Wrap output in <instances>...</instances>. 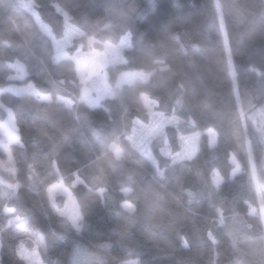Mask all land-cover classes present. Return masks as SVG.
<instances>
[{
  "label": "trees",
  "instance_id": "16d2710c",
  "mask_svg": "<svg viewBox=\"0 0 264 264\" xmlns=\"http://www.w3.org/2000/svg\"><path fill=\"white\" fill-rule=\"evenodd\" d=\"M219 2L236 78L217 0H0V123L11 109L18 136L9 145L15 174L0 167V264H35L21 245L44 264H72L76 240L105 256L80 264H264L250 155L264 180V123L250 117L264 108V0ZM69 24L77 34L58 59L55 39ZM125 35V61L106 67L113 95L91 106L73 56L90 38ZM128 71L149 76L117 86ZM145 96L180 117L151 141L154 159L130 141L134 122L149 121ZM193 132V157L163 152ZM59 179L77 201L79 226L50 198Z\"/></svg>",
  "mask_w": 264,
  "mask_h": 264
},
{
  "label": "rangeland",
  "instance_id": "374dc122",
  "mask_svg": "<svg viewBox=\"0 0 264 264\" xmlns=\"http://www.w3.org/2000/svg\"><path fill=\"white\" fill-rule=\"evenodd\" d=\"M217 8L221 21L222 32L227 48L228 61L231 68V73L236 78L235 66L232 59L231 50L229 47V40L227 35V30L224 23V17L222 12V7L217 0ZM68 18V15H66ZM77 34V30L68 25L66 29V34L61 39H55L56 57L61 59L63 57L69 56L67 51V46L72 44L73 36ZM129 46V35H125L119 43L104 42L101 45L96 44V39L90 38L86 47L81 46L78 48L73 58L76 62V68L78 76L80 77L83 87H82V97L91 106H97L101 103L104 97L113 95V88L108 83V74L106 67L111 63H116L120 61H125L124 50ZM16 61V77H22L25 74V68L21 63ZM149 73L146 71H128L119 75L117 86L124 83L132 82L136 79H146ZM22 86H17L16 89L9 87V89L15 92H21ZM51 97V96H49ZM60 98H63L60 96ZM145 100L149 107V121H142L137 119L133 125V131L130 135L131 143L143 152L147 157L154 159L152 154V149L150 147L151 141L155 137H159L164 134L165 127L167 125H176L180 122V117L177 113L172 115L164 114L156 110L154 106L151 105L150 98L145 96ZM9 111V118L3 122L0 126V143L6 147L7 158H0V167L5 171L15 174L16 169L13 162V157L10 150V143L17 141V125L15 118L11 109ZM250 117L255 124L262 126L264 123V108H257L250 113ZM210 135L214 137V133L210 131ZM200 132H193L191 134H181L180 135V150L174 152L170 149H164L163 152L166 153L172 161H178L185 158H191L195 155L199 148ZM211 145L215 144V137L210 140ZM119 152V150H117ZM250 155L252 160V173L256 181L259 197H260V213L264 222V180H262L256 169L254 158L252 155V150L250 149ZM234 163H236L234 161ZM239 166L236 165V169ZM214 180L218 183L221 180L219 172H216ZM79 179L75 181L77 183ZM49 195L52 202H56L57 210L63 216L68 217L76 226H79L80 222V212L78 208L77 201L73 196L70 187L64 184V182L59 179L54 184L49 187ZM64 196L63 204L59 205L56 201L57 196ZM20 255L26 258L28 261L35 264H44L42 262L40 253L37 250L27 249L24 245L20 247ZM105 256L91 249L87 244L80 240H76L72 252V264H80L85 261L91 260H104ZM133 264H137L136 261H132Z\"/></svg>",
  "mask_w": 264,
  "mask_h": 264
}]
</instances>
